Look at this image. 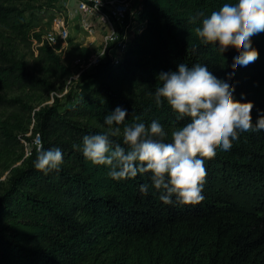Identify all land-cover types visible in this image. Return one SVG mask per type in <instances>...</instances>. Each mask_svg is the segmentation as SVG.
I'll return each instance as SVG.
<instances>
[{"label": "trees", "instance_id": "1", "mask_svg": "<svg viewBox=\"0 0 264 264\" xmlns=\"http://www.w3.org/2000/svg\"><path fill=\"white\" fill-rule=\"evenodd\" d=\"M236 2L142 0L143 25L130 33L123 59L82 74L74 98L62 108L34 112L32 134L39 143L0 184V264H264V131L240 133L230 150L218 148L204 160V199L195 205L175 198L165 204L153 188L142 193L139 186L151 184V173L114 180L108 166L93 164L81 151L84 136L108 131L104 117L117 107L128 112L124 124L159 121L170 142L173 126L188 119L177 120L166 100L158 106L155 91L162 84L159 73L177 71L180 63L206 65L234 85L235 100L253 103L255 124L264 115V32L251 38L258 59L237 66L229 79L239 52L230 47L222 54L218 44H204L194 31L204 17ZM24 11L15 0H0V27L39 41ZM192 17L196 23L189 22ZM3 39L0 29V107L19 111L0 121V143L8 148L18 143L13 131L27 129L21 117L30 122L32 107L1 91L54 88L30 72ZM39 50L60 78H69L70 66L59 55L46 44ZM120 127L111 140L125 146ZM53 148L63 153L59 171L37 170L38 151ZM243 193L253 201L242 203Z\"/></svg>", "mask_w": 264, "mask_h": 264}, {"label": "clouds", "instance_id": "2", "mask_svg": "<svg viewBox=\"0 0 264 264\" xmlns=\"http://www.w3.org/2000/svg\"><path fill=\"white\" fill-rule=\"evenodd\" d=\"M194 31L204 44H218L222 54L230 47L239 52L233 58L231 79L237 66H248L259 57L251 38L264 32V0L225 3L204 17ZM157 79L162 84L156 88L155 103L160 106L166 100L177 120L188 119L181 127L173 126L170 142L159 121L147 126L124 124L128 112L117 107L104 117L108 131L84 136L81 151L93 164L108 166V176L117 181L151 173V184H141L140 191L146 194L155 189L165 204L173 198L183 205L199 204L207 175L204 160L214 158L218 148L230 150L240 133L264 131V115L253 124V103L235 100V86L218 79L206 65L180 63L177 71L161 72ZM121 125L126 147L111 140L121 134ZM62 163L61 149L53 148L38 151L34 167L47 173L59 171Z\"/></svg>", "mask_w": 264, "mask_h": 264}, {"label": "built area", "instance_id": "3", "mask_svg": "<svg viewBox=\"0 0 264 264\" xmlns=\"http://www.w3.org/2000/svg\"><path fill=\"white\" fill-rule=\"evenodd\" d=\"M141 8L142 0H54L36 41L62 59L72 43L78 45L82 54L71 61L68 78L78 80L103 63L117 65L123 59L130 33L143 25Z\"/></svg>", "mask_w": 264, "mask_h": 264}, {"label": "rangeland", "instance_id": "4", "mask_svg": "<svg viewBox=\"0 0 264 264\" xmlns=\"http://www.w3.org/2000/svg\"><path fill=\"white\" fill-rule=\"evenodd\" d=\"M53 0H15L21 8L25 9L24 16L30 25L33 32H39L46 25V20L49 17V6ZM1 31L5 34L6 39H3L4 44L12 48L16 57L23 59L30 72L35 76L50 81L53 84V90L50 92L44 91H26V90H7L5 92L9 97L19 96L30 107V122H27L29 116H22L23 128L26 130H16L13 134L18 138V143L4 148L0 143V184H5L9 179L10 174L14 168H19L22 165L23 159L29 155L32 146L38 145L39 140L37 136H33L32 130L35 127L34 112L48 106H57L62 108L64 105L72 101L78 87L77 78L69 81L68 79L60 78L53 69L48 66L40 54L39 45L33 39H27L22 35L10 34L7 30L0 27ZM80 47L76 44H71V48L67 51L64 59L60 61L65 65L71 66V61L74 57L82 54L79 50ZM11 113H19L18 109L0 107V121L7 120ZM9 121L14 123L13 119ZM258 191V190H257ZM254 192V193H257ZM242 203L252 202L249 200L251 193L238 194ZM236 197V196H235Z\"/></svg>", "mask_w": 264, "mask_h": 264}]
</instances>
